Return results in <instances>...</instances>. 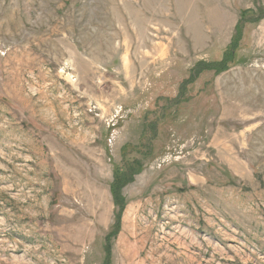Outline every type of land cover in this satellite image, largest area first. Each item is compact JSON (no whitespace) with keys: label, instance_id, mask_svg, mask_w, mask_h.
Here are the masks:
<instances>
[{"label":"rangeland","instance_id":"obj_1","mask_svg":"<svg viewBox=\"0 0 264 264\" xmlns=\"http://www.w3.org/2000/svg\"><path fill=\"white\" fill-rule=\"evenodd\" d=\"M0 264H264V0H0Z\"/></svg>","mask_w":264,"mask_h":264},{"label":"trees","instance_id":"obj_2","mask_svg":"<svg viewBox=\"0 0 264 264\" xmlns=\"http://www.w3.org/2000/svg\"><path fill=\"white\" fill-rule=\"evenodd\" d=\"M120 176H122V175H118V174L115 175L113 186L111 188V194H112L113 203H114V206H116V207L119 205V200H120L119 189L121 187H123L126 183H128V182H130L132 180V177H131L132 175L131 174L129 176L123 175L124 176L123 180L120 178ZM116 219H117V222H118L119 217L117 216ZM112 234H114V232Z\"/></svg>","mask_w":264,"mask_h":264}]
</instances>
